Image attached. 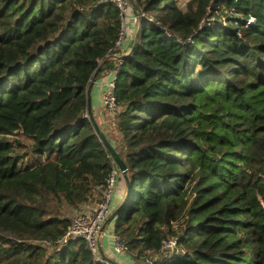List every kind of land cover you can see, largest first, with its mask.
<instances>
[{"label":"trees","instance_id":"obj_1","mask_svg":"<svg viewBox=\"0 0 264 264\" xmlns=\"http://www.w3.org/2000/svg\"><path fill=\"white\" fill-rule=\"evenodd\" d=\"M129 2L124 54L112 0H0V264H109L65 236L114 169L133 264H264V0ZM121 58L103 133L127 175L88 96Z\"/></svg>","mask_w":264,"mask_h":264},{"label":"built area","instance_id":"obj_2","mask_svg":"<svg viewBox=\"0 0 264 264\" xmlns=\"http://www.w3.org/2000/svg\"><path fill=\"white\" fill-rule=\"evenodd\" d=\"M122 11L123 21L122 27L118 39L114 45V48L110 49V52L123 49L124 45L130 38V30L127 31V23L130 21L136 26H140L141 18L145 16V12H138L136 14L130 13V2L129 0H112ZM122 58L118 65L110 73L109 79L107 77L103 78L101 84L103 86L102 101L104 107L109 111H116L118 108L117 97L115 94L116 80L118 78V72L120 70V65L122 63ZM118 171L114 169L111 176L108 178L104 194L101 199H99L96 204L95 209L91 211H82L77 214L72 219L71 225L66 233V239L76 238L84 239L88 242L92 251L102 260L99 255L98 241L101 235L104 233V224L106 219L111 214L110 203L115 194V188L117 186ZM115 256L119 254L126 253V245L121 241V239L114 233L113 235V246ZM180 246L178 245V238H172L164 242V252L166 256H171L175 251H178ZM150 264L154 263V260L150 261ZM109 264H113L109 262Z\"/></svg>","mask_w":264,"mask_h":264},{"label":"crops","instance_id":"obj_3","mask_svg":"<svg viewBox=\"0 0 264 264\" xmlns=\"http://www.w3.org/2000/svg\"><path fill=\"white\" fill-rule=\"evenodd\" d=\"M129 23V29L130 31H135L137 32V29L139 28L138 26L134 25L132 22ZM127 48V45L125 46ZM91 101L93 104L92 111L94 112V116H96V113L99 109L100 106H102V88L100 86V83L96 80L94 83L92 89H91ZM121 179L118 178L117 184L119 183ZM125 190V188H124ZM123 192L119 193L115 191V194L112 198L111 205H114L115 203H118L122 198ZM114 225L113 224H107L105 227V231L103 235L99 238V250L100 254H102L104 257L111 259V262L114 261L115 263L119 264H133V261L131 258L125 253V254H119L117 257L114 254V251L112 249L113 246V235H114ZM159 259V257H158ZM112 262L113 264H115Z\"/></svg>","mask_w":264,"mask_h":264},{"label":"rangeland","instance_id":"obj_4","mask_svg":"<svg viewBox=\"0 0 264 264\" xmlns=\"http://www.w3.org/2000/svg\"><path fill=\"white\" fill-rule=\"evenodd\" d=\"M189 1L190 0H179V5H180V7L183 9V10H187V8H188V3H189ZM136 3H138L137 2V0H136ZM130 29H129V23H127V31H129ZM135 33V31H130V33H129V35H130V38H131V36L133 35ZM129 41V40H128ZM127 41V42H128ZM127 42H126V44H127ZM126 44L124 45V47H123V49H121L120 50V53H129V49L128 48H126L125 46H126ZM118 64H116L115 65V67L117 66ZM114 67V68H115ZM114 68H112V69H107L106 71L107 72H105V74L103 75V77L101 78V79H99L98 80V82L100 83V86H101V88H102V93H103V86H102V84H101V82L103 81L102 79L103 78H105V77H107V80L109 79V76H110V73L113 71V69ZM96 80L97 79H95V82H96ZM101 104H102V106H100L99 107V109H98V111H97V113H96V118L98 119V121L101 123V130H102V132H105V133H107V131H109V133L111 132V130H110V128L113 126V124H114V119H115V116H116V113H117V111H118V109H119V107L117 108V110L116 111H109L106 107H104V105H103V101L101 102ZM100 127V126H99ZM112 134H113V132H111ZM108 134V133H107ZM109 135V134H108ZM107 138V137H106ZM118 176H119V173H118ZM120 177H121V180L119 181V183L117 184V186H116V188H115V190L117 191V192H119V193H121V192H123V190H124V179H123V174H120ZM118 179V178H117ZM120 179V178H119ZM100 199V198H99ZM99 199H97V198H95V197H93L92 198V201L89 203V204H87L86 206H84V208H83V211H91L93 208L95 209V207H96V204L97 203H95V202H97ZM77 213V212H76ZM75 211L73 212V216H72V219H73V217L75 216ZM108 219V218H107ZM107 219H106V221H107ZM106 223V222H105ZM107 226V225H106ZM104 231H105V229H104ZM103 235V234H102ZM98 247H99V241H98ZM100 251V250H99ZM157 257V255L155 256V257H152L154 260H155V258Z\"/></svg>","mask_w":264,"mask_h":264},{"label":"water","instance_id":"obj_5","mask_svg":"<svg viewBox=\"0 0 264 264\" xmlns=\"http://www.w3.org/2000/svg\"><path fill=\"white\" fill-rule=\"evenodd\" d=\"M140 34V28L137 29V32H136V36H139ZM124 56H122L123 58ZM95 77L92 79L91 81V84L89 86V89H88V96H89V113H90V118L93 122V124L95 125L96 127V130L98 132V134L102 137L106 147L108 148V150L110 151V153L112 154L115 162L117 163L119 169L121 170V172L124 173V175H127V171H128V167H127V164L126 162L120 157V155L118 154V152L114 149V147L111 145V143L108 141V139L105 137L104 133L102 132V130L100 129V127L98 126L96 120L94 119V115L92 114V105H91V89L95 83ZM129 185H128V189H129ZM129 191V190H128ZM116 215L115 212L111 213L110 217H108L106 223L104 224V229L106 227V225L113 219V217ZM81 239V238H80Z\"/></svg>","mask_w":264,"mask_h":264}]
</instances>
